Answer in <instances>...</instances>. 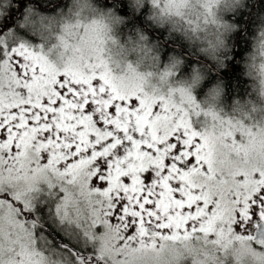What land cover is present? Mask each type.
<instances>
[{
  "label": "snow or ice",
  "instance_id": "6c2138e0",
  "mask_svg": "<svg viewBox=\"0 0 264 264\" xmlns=\"http://www.w3.org/2000/svg\"><path fill=\"white\" fill-rule=\"evenodd\" d=\"M0 264H264V0H0Z\"/></svg>",
  "mask_w": 264,
  "mask_h": 264
}]
</instances>
